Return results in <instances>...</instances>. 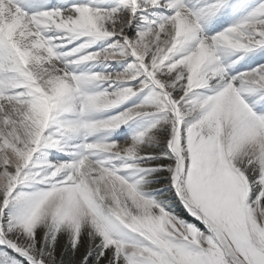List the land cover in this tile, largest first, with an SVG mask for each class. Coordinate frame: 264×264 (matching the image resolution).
<instances>
[{"label":"snow or ice","instance_id":"6c2138e0","mask_svg":"<svg viewBox=\"0 0 264 264\" xmlns=\"http://www.w3.org/2000/svg\"><path fill=\"white\" fill-rule=\"evenodd\" d=\"M0 264H264V0H0Z\"/></svg>","mask_w":264,"mask_h":264}]
</instances>
